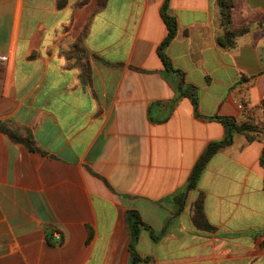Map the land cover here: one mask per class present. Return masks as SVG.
<instances>
[{"label": "crops", "instance_id": "1", "mask_svg": "<svg viewBox=\"0 0 264 264\" xmlns=\"http://www.w3.org/2000/svg\"><path fill=\"white\" fill-rule=\"evenodd\" d=\"M164 2L0 0V121L34 141L0 130V264H264L263 140L234 133L188 187L225 133L204 117L245 103L264 126V0L236 1L232 25L252 24L231 48L216 0H169L173 71ZM127 210L147 260L131 261Z\"/></svg>", "mask_w": 264, "mask_h": 264}, {"label": "trees", "instance_id": "2", "mask_svg": "<svg viewBox=\"0 0 264 264\" xmlns=\"http://www.w3.org/2000/svg\"><path fill=\"white\" fill-rule=\"evenodd\" d=\"M168 1L165 0L162 8V17L167 27V35L161 44L157 48V53L164 65V69L166 71H173L174 68L172 63L170 62L167 54L165 53V47L171 41V39L175 36L176 33V21L175 18L169 15L166 11L168 6ZM237 0H216L220 24L223 28V34L219 38L220 44L224 47L231 48L236 43V38L247 32L252 24L250 21L248 24H244L241 27L235 28L232 25V17L233 11L235 8V3ZM177 92L179 95H187L191 98V101L194 106V112L197 116L200 114L197 111V98L187 87H183L182 81H179L177 84ZM158 103V102H155ZM171 103H174L171 102ZM263 106V104H262ZM264 107V106H263ZM151 108V106H150ZM169 115H166L162 120H166ZM207 120H217L221 122L224 126L225 133L221 139L213 140L207 144L196 163L193 166V169L190 173L188 179V187L194 188L197 185V182L207 164L209 159L222 148L230 145L232 143L233 134L234 133H242L246 136V138L250 140L254 139H262L263 147L259 157V164L263 168L264 174V126L263 124L256 119L255 109L248 107L247 104L243 103V117L241 119H234L227 116H206L204 117ZM0 130L7 134L13 141L20 142L26 145L29 148H33V138L30 133H27L24 137L17 136L12 130L7 128L3 122L0 121ZM263 189H264V177H263ZM192 221L194 225L199 230L211 231L213 226L207 221L204 209H203V199L199 194L197 199L194 201L192 205ZM125 220L127 223V227L129 229V233L131 236V241L129 243V251L131 255V261L137 262L142 258L137 254L135 250V241L138 236L141 227H146V225L141 221L137 211L135 210H127L125 214ZM142 260H147V258H143Z\"/></svg>", "mask_w": 264, "mask_h": 264}, {"label": "built area", "instance_id": "3", "mask_svg": "<svg viewBox=\"0 0 264 264\" xmlns=\"http://www.w3.org/2000/svg\"><path fill=\"white\" fill-rule=\"evenodd\" d=\"M263 106H264V102H263ZM55 237H56L57 239H60V235H59L58 233H55Z\"/></svg>", "mask_w": 264, "mask_h": 264}]
</instances>
